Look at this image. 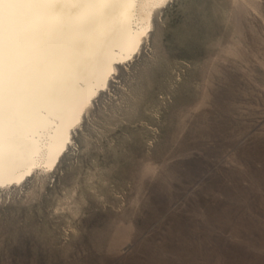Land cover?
Segmentation results:
<instances>
[{
	"label": "rangeland",
	"instance_id": "374dc122",
	"mask_svg": "<svg viewBox=\"0 0 264 264\" xmlns=\"http://www.w3.org/2000/svg\"><path fill=\"white\" fill-rule=\"evenodd\" d=\"M61 157L0 188V264H264V0H170Z\"/></svg>",
	"mask_w": 264,
	"mask_h": 264
},
{
	"label": "bare ground",
	"instance_id": "6f19581e",
	"mask_svg": "<svg viewBox=\"0 0 264 264\" xmlns=\"http://www.w3.org/2000/svg\"><path fill=\"white\" fill-rule=\"evenodd\" d=\"M169 1L0 0V188L60 163Z\"/></svg>",
	"mask_w": 264,
	"mask_h": 264
}]
</instances>
